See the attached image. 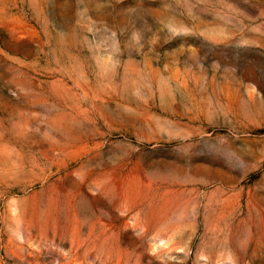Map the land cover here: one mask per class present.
I'll return each instance as SVG.
<instances>
[{
  "label": "rangeland",
  "instance_id": "obj_1",
  "mask_svg": "<svg viewBox=\"0 0 264 264\" xmlns=\"http://www.w3.org/2000/svg\"><path fill=\"white\" fill-rule=\"evenodd\" d=\"M0 264H264V0H0Z\"/></svg>",
  "mask_w": 264,
  "mask_h": 264
}]
</instances>
